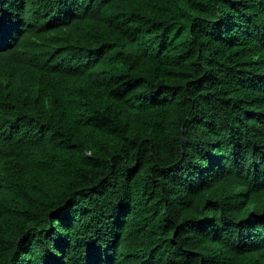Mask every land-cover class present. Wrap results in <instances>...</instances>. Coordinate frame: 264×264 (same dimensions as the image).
Here are the masks:
<instances>
[{
    "label": "trees",
    "instance_id": "1",
    "mask_svg": "<svg viewBox=\"0 0 264 264\" xmlns=\"http://www.w3.org/2000/svg\"><path fill=\"white\" fill-rule=\"evenodd\" d=\"M0 264H264V0H0Z\"/></svg>",
    "mask_w": 264,
    "mask_h": 264
}]
</instances>
